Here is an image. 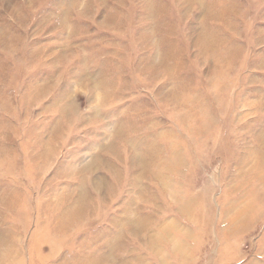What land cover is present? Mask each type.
I'll list each match as a JSON object with an SVG mask.
<instances>
[{"label": "rangeland", "instance_id": "obj_1", "mask_svg": "<svg viewBox=\"0 0 264 264\" xmlns=\"http://www.w3.org/2000/svg\"><path fill=\"white\" fill-rule=\"evenodd\" d=\"M0 264H264V0H0Z\"/></svg>", "mask_w": 264, "mask_h": 264}]
</instances>
